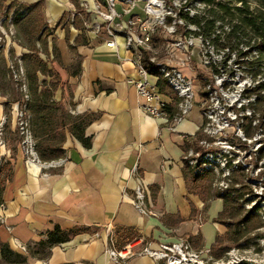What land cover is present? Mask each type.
I'll use <instances>...</instances> for the list:
<instances>
[{
    "label": "crops",
    "instance_id": "0c3cea01",
    "mask_svg": "<svg viewBox=\"0 0 264 264\" xmlns=\"http://www.w3.org/2000/svg\"><path fill=\"white\" fill-rule=\"evenodd\" d=\"M71 1L44 3L51 29L44 42L49 58L45 56L62 82L54 100L74 117L98 116L85 131L91 147L66 128L60 164L32 162L17 136L19 106L0 100V124L5 120L0 182L4 164L13 165L0 200L5 206L0 209V243L26 256L27 264H117L107 252L110 237L119 249L138 237L155 250L182 239L195 249L211 250L228 228L217 222L224 201L212 196L210 189L191 187L187 174L185 155L203 124L199 107L175 125L148 116L136 89L127 82L136 74L123 38H118L117 48H109L105 36L82 34L79 21L81 28L67 23ZM153 78L151 82L157 84L158 78ZM164 97L176 113L178 102ZM139 186L147 191L151 216L135 207ZM56 226L83 233L55 246L46 261L32 257L31 248L46 240ZM124 264L159 263L138 256Z\"/></svg>",
    "mask_w": 264,
    "mask_h": 264
},
{
    "label": "built area",
    "instance_id": "2783aa9c",
    "mask_svg": "<svg viewBox=\"0 0 264 264\" xmlns=\"http://www.w3.org/2000/svg\"><path fill=\"white\" fill-rule=\"evenodd\" d=\"M73 1L70 3L67 23L75 24L79 21L82 25V34L105 36L109 48H117L118 38H123L125 49L130 54L129 61L136 74V77L129 78L127 82L136 89L142 102L141 107L148 116L166 120L174 125L182 122L195 107L197 86V93L200 94L198 107L203 117V124L200 135L185 155V161L191 167L198 172L209 170L217 174L221 170L226 176L231 171H240L244 168L248 170L249 165L244 164L240 155L241 146L239 145L237 149L235 145L230 144L229 139L237 135L240 140L255 143L252 149L254 154H258L264 147V140L261 141L260 136L257 137L256 134L253 139H247L239 127V120L243 118L241 113L245 110L250 111L252 102L247 95L251 92L252 85L247 79L242 78L243 75L234 72L235 69L240 71L239 69L242 68L232 66L237 60L231 59L232 54L229 55V50L226 58L215 65L209 60V53L207 51L204 53L202 50L206 45L211 47V44L213 45L211 48L216 50L214 40L210 43L202 36L198 38L191 36V25L178 21L181 4H187L188 0ZM186 12L191 16L190 8H187ZM156 37L165 39L162 44L163 59L159 58L156 49ZM197 52L199 59L208 61L206 65L215 68L212 79L191 77V70L194 69L193 64L191 67V62ZM146 53L151 63L161 67L163 78L179 97L174 115L170 112L169 103L160 88L151 82L152 76L143 66L142 61ZM238 65L241 66L240 61ZM4 125L5 120L0 124V145L4 144ZM17 126L22 136L21 146L29 160L43 166L60 164L61 161L48 164L39 160L35 151L36 141L30 131L29 116L23 108L18 110ZM237 126L238 132L242 135L237 134ZM260 163V168L259 166L252 168V171H256L257 180L251 181L257 184L261 182L262 185L264 163L262 160ZM146 194L147 191L142 186L137 188L135 207L142 215L151 216L153 212L147 206ZM253 204H256V201ZM0 209L4 210L5 206L0 204ZM23 250L26 251V248ZM107 252L117 264H124L127 260L138 256H149L159 264H233L234 261H231L235 257L232 252L229 261L225 258L215 260L210 249H195L186 239L160 244L155 250L145 246L140 238H134L119 249L115 246L114 239L110 237Z\"/></svg>",
    "mask_w": 264,
    "mask_h": 264
},
{
    "label": "rangeland",
    "instance_id": "374dc122",
    "mask_svg": "<svg viewBox=\"0 0 264 264\" xmlns=\"http://www.w3.org/2000/svg\"><path fill=\"white\" fill-rule=\"evenodd\" d=\"M38 1L39 0H0V100L4 99L9 106L17 104L19 109H25V105L32 97L34 75L29 71L28 62L23 59V56L29 53L27 48L30 45V42L27 38H23L14 19L17 12L23 11L26 13L29 10L28 8H31V6ZM72 2L74 1L72 0ZM243 2H247L249 10L254 13L261 6V0H244ZM44 3L46 4V0H44ZM219 4L230 9L228 16L226 11H224ZM181 5L177 19L178 21L191 25V36L196 38L202 36L210 43L216 37H219L221 38V43H230V47L239 45L238 51L247 53V57L242 60L238 58V51H234L231 57L232 60H237L232 66H234V68H242L239 69L240 71L235 69L234 72L238 75H243L242 78L247 79L252 85L250 88L251 92L247 95V97H250L249 101L252 102L250 105V111L245 110L241 113L243 118H240L239 120V127L244 133L245 138L253 139L257 134V137L260 136L262 139L261 141H263L264 39H261L250 29L243 28V24L239 20V13L236 11V8L245 9V4H243L241 0H214V3L211 5L205 4L201 0H188L187 4ZM187 8L191 9V16L186 12ZM36 15L37 13H35V16ZM197 19L201 21L200 25L192 22ZM229 23H231V25H229ZM236 26H241V30L235 37H231L232 30ZM42 40V42L37 43V46L42 52L41 57L45 61H48V58L43 54V42L47 39L44 38ZM50 41L51 37L48 39L49 43ZM155 41L156 49L159 52V58L163 59L162 44L165 42V39L156 37ZM212 46L213 45L211 44V47ZM211 47L206 45L202 50L204 53L207 51L209 53V60H212L213 63L217 65L219 64L218 61H222L226 58L225 56L228 49H219L218 51V49L215 50ZM197 54L198 52L196 53L193 62H191V67L192 64L194 65V69L191 70V77L198 76L203 79H212L213 74L215 73V68L207 66L206 62L208 61L199 59L200 56ZM239 61L241 66L238 65ZM50 63L51 61L49 60V66ZM38 78L39 90H41L42 87L40 85L44 78L40 73L38 74ZM153 79H157V77ZM195 84L197 85V81ZM254 86H256V88H254ZM195 91L196 98L194 100V105L198 107L200 94L197 93V86ZM237 129L238 126L236 127V132H238ZM237 134L242 135L241 132H238ZM17 136L18 139L22 140L19 131H17ZM236 136L237 135H233L232 139H229L230 144H233V146L235 145L237 149H239V145L241 146L242 154L240 155L242 156L244 164L249 165L248 170H245L244 168L240 171H231L228 176H226L221 170L219 174L215 172L203 174L202 185L204 188L206 187L207 190L210 189V191H212V196H217L221 193L227 194L232 191L233 198H239V203L243 205L239 217L235 218L233 221L226 220L227 224H232V226H227L228 232L226 234L228 236H225L226 234L224 235L225 237L223 239L222 248H227L229 252H234L232 255H235V257H233V260L231 261H234L233 264H237L239 263V259L241 260V253L238 251L239 248H241L239 247L241 241L239 238L235 241L232 239L235 236V232L238 233L239 231L238 226L235 224L245 217L247 213L251 212L254 206L260 207L257 214L254 215V220H259L260 222L259 228L252 231L247 237L248 239L245 238L244 241H254L251 245L256 248L257 251L255 252H259L260 257H252L253 260H255L252 264H264V178L262 185L261 182L257 184L256 182L251 181L257 180L256 171H252V168L257 166L260 168L261 163L259 164V162L261 160L262 163H264V147L258 154H254L252 153V149L254 148L255 143L251 144L250 142H245ZM261 193H263L262 196H260ZM254 201H256V204H253ZM248 256L251 257V255ZM214 259L219 260L215 257Z\"/></svg>",
    "mask_w": 264,
    "mask_h": 264
},
{
    "label": "trees",
    "instance_id": "16d2710c",
    "mask_svg": "<svg viewBox=\"0 0 264 264\" xmlns=\"http://www.w3.org/2000/svg\"><path fill=\"white\" fill-rule=\"evenodd\" d=\"M201 1L208 5L214 3V0ZM241 1L245 4V9L236 8V11L239 13V20L243 24V28L250 29L261 39H264V0H261V6L255 13L249 10L247 2H243L244 0ZM43 4L44 0H39L37 3L33 4L31 8H28L29 10L26 13L23 11L17 12L14 21L19 27L23 38H27L30 42V45L27 48L29 53L25 54L23 59L28 62L29 71L34 75V88L32 89V97L24 108L29 116L30 131L36 141L35 151L41 161L51 163L52 161H59V159H63L65 157L63 144L65 137L64 131L66 128L85 147H91V138L85 136V131L98 116L87 115L83 117H74L71 113L66 111V108L62 103H58L54 100L55 94L62 82L56 70L50 68L49 60L46 62L41 59L40 54L42 52L37 46L38 42H42V39L47 38L51 34V29L47 26L45 21ZM219 6L226 11L228 16L230 9L224 7L222 4H219ZM35 13H37L36 16ZM192 22L197 25L201 24V21L198 19ZM74 25L81 28L80 23L76 22ZM229 25H231V23H229ZM240 30L241 26L234 27L231 37H235ZM220 41L221 38L219 37L214 39L217 49H228L229 55L234 51H238L239 45L230 47V43L223 44ZM43 47V53L49 58L48 50L44 42ZM237 54L241 60L247 57L246 52L243 53L242 51H238ZM142 63L151 76L158 78L157 86L160 88L162 94L179 102L177 93L163 78L161 67L150 62L148 53L145 54ZM39 73L45 77L40 85L42 87L41 90H39ZM47 78H50L51 80L48 81ZM172 114L174 115V113ZM186 168L191 181V187L195 185L199 188L207 189L202 185V175L209 174L211 171L204 170V173L198 172L191 167L188 162H186ZM2 172L3 179L0 182V200L2 199V192L5 184L12 178V163L9 161L6 162L1 170V173ZM232 194L233 192L230 191L227 194L221 193L217 195L218 198H221L224 201V209L222 213H220L217 222L229 227L232 226V224H227L226 220L228 219L233 221L235 218L239 217L243 207V205L239 203V198H233ZM259 209V206H254L251 212L247 213L245 217L235 224L238 226L239 231L238 233L235 232V236L232 238L234 241L238 238L240 240L246 233H251L255 229L259 228V220H254V215L257 214ZM81 233H83V230L63 231L60 227L56 226L54 231L48 234L47 239L31 248L29 253L32 257H37L46 261L50 257L51 250L55 246L65 244L71 240V237H75ZM225 236L228 235L226 234ZM225 236L218 237L216 243L211 248L213 256L219 260L222 259L228 251L227 248H222ZM0 251L2 256L0 264H27L28 262L26 256L14 252L7 244L0 243Z\"/></svg>",
    "mask_w": 264,
    "mask_h": 264
},
{
    "label": "flooded vegetation",
    "instance_id": "af4514ba",
    "mask_svg": "<svg viewBox=\"0 0 264 264\" xmlns=\"http://www.w3.org/2000/svg\"><path fill=\"white\" fill-rule=\"evenodd\" d=\"M249 234L250 233H246L245 235H244V237H242L241 239H240V244H239V247H241V248H239V252L241 253V255H240V257H241V260L239 259V263H237V264H252L253 263V261H255V260H253V258L252 257H260V255H259V252H255V251H257L256 250V248L253 246V245H251V244H253L254 243V241H249V240H246V241H244L245 240V238H247L248 236H249ZM248 239V238H247ZM243 241V242H242ZM257 241V240H256ZM230 253H232V252H229V250L225 253V255H224V257L223 258H225L227 261H229L231 258H230ZM262 253H263V251H262ZM248 255H251V257L250 256H248ZM255 263V262H254Z\"/></svg>",
    "mask_w": 264,
    "mask_h": 264
}]
</instances>
